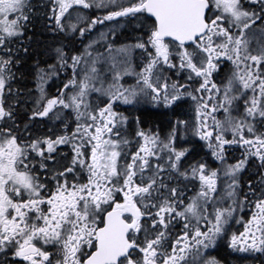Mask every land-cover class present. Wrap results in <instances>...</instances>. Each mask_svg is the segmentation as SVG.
Listing matches in <instances>:
<instances>
[{"label": "snow or ice", "instance_id": "6c2138e0", "mask_svg": "<svg viewBox=\"0 0 264 264\" xmlns=\"http://www.w3.org/2000/svg\"><path fill=\"white\" fill-rule=\"evenodd\" d=\"M39 7L0 0V264H218L220 239L264 256V0ZM121 19L134 42L116 46L115 28L90 38ZM37 24L81 47L36 60L22 112L14 85ZM141 104L190 116L164 135L137 117L129 138L120 109ZM196 144L215 166L190 159Z\"/></svg>", "mask_w": 264, "mask_h": 264}, {"label": "flooded vegetation", "instance_id": "af4514ba", "mask_svg": "<svg viewBox=\"0 0 264 264\" xmlns=\"http://www.w3.org/2000/svg\"><path fill=\"white\" fill-rule=\"evenodd\" d=\"M93 11V10H92ZM98 11L96 13L89 11V15H100L98 14ZM106 24V23H105ZM104 24V25H105ZM104 25H97V26H104ZM36 33L38 32V29H35ZM38 35V34H37ZM53 38H59V34H52ZM66 51L70 50L69 43L67 42L65 44ZM52 46V45H51ZM60 45H56V47H59ZM33 47V43H32ZM35 54L32 52V55ZM48 54V55H46ZM31 55V56H32ZM37 57H33L32 59L25 60L23 59L21 65L19 66V69L17 71V82L14 85V87H18L21 90H34L35 88V80H34V71H33V65L35 64L36 60L39 59L41 62V67H46L47 64L52 62H55V52L54 50H49L45 52H40L36 53ZM44 55H46V59L44 58ZM34 56V55H33ZM29 56H26L24 58H27ZM30 67L31 75L29 76L27 73H23V67ZM53 82V81H52ZM56 81L55 83H52L51 87L49 86L48 90H53L55 85L57 84ZM30 98L22 99L23 104L21 106V111L26 109L28 105H30ZM31 106V105H30ZM138 112L137 117L139 120H142L145 116L149 117L151 120L148 122L147 125H140V127L144 128L145 130L151 129L153 131H160L161 135H164L168 132L170 126L172 123L175 122L177 119H189L190 114H187V106H182L181 108L177 109L175 114H173L171 111H166L164 109H155L151 105H145L141 104L138 105V108H136ZM39 128L42 130H46L44 128V125H38ZM187 146V145H186ZM235 149L230 150V155H229V163L235 162V154L234 152ZM208 159L209 163L215 166V162L211 160L210 157H204V151L200 148L199 144L195 145V152L193 155L190 157L191 160H196V159ZM250 172L255 171L254 168L249 169ZM244 181L246 182L248 179V173H245L243 176ZM240 231H243V227L240 224H232L230 226V231L228 233V236L230 238L232 232L239 233ZM208 255L211 258H215L218 261V264H262L264 262V256H261L259 253H254V254H247V253H240L237 251L232 250L228 246V240L226 239H220L217 241V244L214 248H210L208 250Z\"/></svg>", "mask_w": 264, "mask_h": 264}, {"label": "rangeland", "instance_id": "374dc122", "mask_svg": "<svg viewBox=\"0 0 264 264\" xmlns=\"http://www.w3.org/2000/svg\"><path fill=\"white\" fill-rule=\"evenodd\" d=\"M33 2L35 3L36 0H33ZM41 3H42V1L39 0V3L37 4V9H39L38 10V14L43 12L42 11L43 9L39 7V5ZM93 10L94 11L91 10V12H93V13L97 12L96 9H93ZM98 14H102L103 15L104 12L103 11H102V13L98 12ZM92 16H95V15H92ZM105 23L106 24L104 26H96L95 29L93 30V32L90 34V38L96 39V38H98L100 32L107 33L110 28H115V30H116V36H115V44H116V46H119L120 44H123V43L134 42V37L136 36L137 33L135 34L136 31L134 30L133 25L131 23H126L123 19L119 20V22H117V21L107 22L106 21ZM36 28L38 29V32H37L38 36H44V35H46L48 33V31H46V30H44L42 28L41 24H37ZM60 35L63 38L61 45H65L67 43V41L70 40L71 41V46H70L71 49L73 47H75L77 49L81 47V44L79 43V40L69 39L64 34H60ZM256 39H261V37H259V35L257 34ZM49 40H50V44L48 46V50L47 51H49L51 45L57 41V39L55 37L53 39H49ZM44 52L46 53V51H44ZM46 55H48V54H46ZM46 55H44L45 59L47 58ZM50 61H51V63H53L52 60H50ZM52 83H53L52 81H49V86L50 87H51ZM58 84H59V82H57V84L55 85V87L53 88V90L51 92H49V90H48L50 95L55 94L56 87H57ZM49 86H48V89H49ZM28 98L31 99L29 94H28ZM30 105H31V100H30ZM136 108H138V106H136L134 108L131 107V106H128L127 108L121 107V109H120L121 111L124 112L125 115H127L129 117V138H133V139H134V129L136 127L135 121H136V118H137V114L134 113L133 111H130V110H134ZM234 152L240 153V150L239 149H235Z\"/></svg>", "mask_w": 264, "mask_h": 264}, {"label": "trees", "instance_id": "16d2710c", "mask_svg": "<svg viewBox=\"0 0 264 264\" xmlns=\"http://www.w3.org/2000/svg\"><path fill=\"white\" fill-rule=\"evenodd\" d=\"M41 1L43 2V0H41ZM38 3H39V0H36V2L34 4L37 5ZM42 11H44V9ZM50 37H51V34H48V33L46 35H44V36L36 35L35 38H34V42H33L32 52H34L36 54V53L47 51L48 50V46L50 44V40L49 39H53V38H50ZM35 54H33L34 56L32 55V56H29V57L24 58V59L28 60V59H32L35 56L37 57V55H35ZM22 70H23V73L25 72L29 76L31 75V71H30V67L29 66L28 67H23ZM21 93H22L21 99L28 98L29 90H21ZM30 107L31 106L28 105V107L26 109H24L23 111L27 110ZM150 120L151 119L148 116L147 117L145 116L141 120V123H142V125H147Z\"/></svg>", "mask_w": 264, "mask_h": 264}]
</instances>
